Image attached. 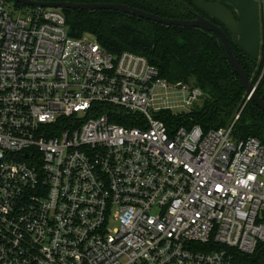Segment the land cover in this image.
I'll return each instance as SVG.
<instances>
[{"label": "built area", "instance_id": "obj_1", "mask_svg": "<svg viewBox=\"0 0 264 264\" xmlns=\"http://www.w3.org/2000/svg\"><path fill=\"white\" fill-rule=\"evenodd\" d=\"M203 96L70 35L59 8L0 0V264H233L264 245V143L238 114L166 122Z\"/></svg>", "mask_w": 264, "mask_h": 264}, {"label": "trees", "instance_id": "obj_2", "mask_svg": "<svg viewBox=\"0 0 264 264\" xmlns=\"http://www.w3.org/2000/svg\"><path fill=\"white\" fill-rule=\"evenodd\" d=\"M10 1V0H8ZM72 2H113L151 12L156 15L191 19L190 10L196 9L193 0H36ZM16 8L26 6L19 3ZM69 33L80 37L92 34L99 44L111 52L131 51L141 54L154 65L162 77L175 82H192L204 93L200 106L188 112H164L168 125H199L204 130L225 127L235 116L234 134L240 138L257 137L264 143V110L246 100L244 88L231 67L220 43L214 44L215 34L196 27L156 23L121 11L109 9H60ZM140 36L152 42L146 47L132 41ZM231 50L253 84H256V59H251L231 41ZM258 95H264V75L256 84ZM126 125L124 121H119ZM133 125V124H132ZM264 245L251 255L235 252L233 264H263Z\"/></svg>", "mask_w": 264, "mask_h": 264}, {"label": "water", "instance_id": "obj_3", "mask_svg": "<svg viewBox=\"0 0 264 264\" xmlns=\"http://www.w3.org/2000/svg\"><path fill=\"white\" fill-rule=\"evenodd\" d=\"M27 7H52L59 9H109L121 11L139 18H144L156 23L166 25H177L183 27H196L209 32H213L219 38L224 48L228 61L233 68L241 85L244 88L246 100H251L255 106L264 110V95H258L256 84H253L240 66L236 56L231 50L228 38L224 31L215 23L197 16L194 19L167 18L156 15L151 12L143 11L126 4L113 2H72V1H36V0H10ZM231 5L237 12L238 20L233 13L218 1L205 2L203 0H194V4L210 14L214 19L220 22L232 36L235 44L243 50L251 59H257L260 49L259 33V9L257 0H222ZM132 41L142 46L150 47L152 42L140 36H132ZM217 45V41H213Z\"/></svg>", "mask_w": 264, "mask_h": 264}, {"label": "rangeland", "instance_id": "obj_4", "mask_svg": "<svg viewBox=\"0 0 264 264\" xmlns=\"http://www.w3.org/2000/svg\"><path fill=\"white\" fill-rule=\"evenodd\" d=\"M258 2V9H259V22H263L264 20V0H257ZM13 11V10H12ZM14 15H17L18 12L17 11H13ZM261 64V70H259V73L257 74L258 78L256 80V84L258 82V80L261 79V77L264 75V44H262V42L260 41V49H259V55H258V58L256 59V65L257 68L260 66ZM192 83V82H190ZM181 96L180 95H177L176 92H171L169 95H168V102L170 104H174L175 106L173 107V110H175L176 112L177 111H181L182 109H180V107H178V104L180 103L181 101ZM156 104H160L161 103V99L158 98L155 100ZM202 103V100H200L196 107L197 106H200ZM178 107V108H177Z\"/></svg>", "mask_w": 264, "mask_h": 264}, {"label": "flooded vegetation", "instance_id": "obj_5", "mask_svg": "<svg viewBox=\"0 0 264 264\" xmlns=\"http://www.w3.org/2000/svg\"><path fill=\"white\" fill-rule=\"evenodd\" d=\"M203 1H205V2H212V1H218V2H220L225 7H227L233 13V16L235 17V19L238 20L237 12L231 7V5H229L225 1H222V0H203ZM193 4H194V0H193ZM194 6H195L196 9L190 10V12H191L190 13L191 19H194L197 16H201V17H204L205 19H207V20H209V21L217 24L224 31V33L226 34V36L228 38L229 44L231 43V41L233 43H235L234 40H233V38H232V36L229 34V32L227 31V29L224 27V25H222L220 22H218L216 19H214L210 14H208L204 10L198 8L195 4H194ZM259 33H260V22H259ZM215 36H216V34H215ZM215 40L217 41V43H220V40H219V38L217 36H216Z\"/></svg>", "mask_w": 264, "mask_h": 264}, {"label": "bare ground", "instance_id": "obj_6", "mask_svg": "<svg viewBox=\"0 0 264 264\" xmlns=\"http://www.w3.org/2000/svg\"><path fill=\"white\" fill-rule=\"evenodd\" d=\"M27 7V6H26ZM162 77V76H161ZM164 78V77H163Z\"/></svg>", "mask_w": 264, "mask_h": 264}]
</instances>
